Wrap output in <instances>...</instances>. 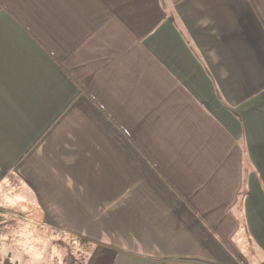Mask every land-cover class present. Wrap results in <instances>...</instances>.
<instances>
[{"label": "crops", "instance_id": "0c3cea01", "mask_svg": "<svg viewBox=\"0 0 264 264\" xmlns=\"http://www.w3.org/2000/svg\"><path fill=\"white\" fill-rule=\"evenodd\" d=\"M11 208L81 264H264V0H0Z\"/></svg>", "mask_w": 264, "mask_h": 264}, {"label": "rangeland", "instance_id": "374dc122", "mask_svg": "<svg viewBox=\"0 0 264 264\" xmlns=\"http://www.w3.org/2000/svg\"><path fill=\"white\" fill-rule=\"evenodd\" d=\"M6 221L17 219V208ZM31 209H26L30 213ZM14 220V224L0 228V264H81V245L76 241L55 236L37 225ZM74 260V263H72Z\"/></svg>", "mask_w": 264, "mask_h": 264}, {"label": "trees", "instance_id": "16d2710c", "mask_svg": "<svg viewBox=\"0 0 264 264\" xmlns=\"http://www.w3.org/2000/svg\"><path fill=\"white\" fill-rule=\"evenodd\" d=\"M7 224H9V223H5L4 222V219L1 217V215H0V228L1 227H3V226H5V225H7ZM0 262H1V259H0ZM4 264H8V263H6L5 261L3 262ZM72 263H74V260H72Z\"/></svg>", "mask_w": 264, "mask_h": 264}]
</instances>
